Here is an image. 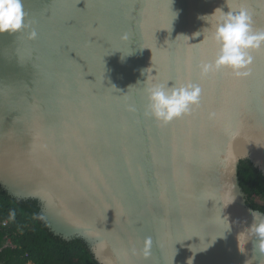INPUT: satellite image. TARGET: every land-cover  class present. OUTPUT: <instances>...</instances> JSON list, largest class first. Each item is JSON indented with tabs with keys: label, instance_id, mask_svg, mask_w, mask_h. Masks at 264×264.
<instances>
[{
	"label": "water",
	"instance_id": "95a60500",
	"mask_svg": "<svg viewBox=\"0 0 264 264\" xmlns=\"http://www.w3.org/2000/svg\"><path fill=\"white\" fill-rule=\"evenodd\" d=\"M23 2L30 26L0 33L2 188L99 264H264L238 173L264 175V49L246 77L200 69L218 52L201 17L243 4L264 29V0ZM163 81L203 89L167 125L145 115Z\"/></svg>",
	"mask_w": 264,
	"mask_h": 264
},
{
	"label": "clouds",
	"instance_id": "9594fccd",
	"mask_svg": "<svg viewBox=\"0 0 264 264\" xmlns=\"http://www.w3.org/2000/svg\"><path fill=\"white\" fill-rule=\"evenodd\" d=\"M229 8L228 12L217 7L210 15L201 17H214L215 25L212 32V39L218 45V52L215 59L202 62L200 65L201 76L206 77L209 73H215L223 68L231 70L234 77H246L251 72V65L254 61L252 53L264 49V29L253 27L252 14L243 4L237 8ZM178 15L175 13V16ZM27 12L23 0H0V33L19 32L30 25L27 22ZM209 22V21H208ZM195 35H200L199 32ZM31 36H36L35 31ZM186 36V35H185ZM132 51L126 55H130ZM147 94V106L145 115L154 118L161 125H167L174 119L191 114L194 108L198 107L201 101L202 89L196 83L176 82L173 86L168 81L153 82L145 88ZM130 111H135L134 106H129ZM253 223L243 234L245 237H256V249L264 256V215L258 211L252 212ZM15 218V211H11L9 219ZM238 235V248L241 247ZM202 251V250H200ZM193 252V250H192ZM198 252V251H196ZM189 257L187 264H193L195 253Z\"/></svg>",
	"mask_w": 264,
	"mask_h": 264
},
{
	"label": "trees",
	"instance_id": "16d2710c",
	"mask_svg": "<svg viewBox=\"0 0 264 264\" xmlns=\"http://www.w3.org/2000/svg\"><path fill=\"white\" fill-rule=\"evenodd\" d=\"M247 202L264 212V175L249 161L239 164ZM15 218L9 219L11 211ZM0 262L2 264H99L81 239L66 240L50 231L37 200H17L0 185Z\"/></svg>",
	"mask_w": 264,
	"mask_h": 264
},
{
	"label": "built area",
	"instance_id": "2783aa9c",
	"mask_svg": "<svg viewBox=\"0 0 264 264\" xmlns=\"http://www.w3.org/2000/svg\"><path fill=\"white\" fill-rule=\"evenodd\" d=\"M7 223H8V221H6V220H4V221H0V225H2V226L7 225Z\"/></svg>",
	"mask_w": 264,
	"mask_h": 264
},
{
	"label": "snow or ice",
	"instance_id": "6c2138e0",
	"mask_svg": "<svg viewBox=\"0 0 264 264\" xmlns=\"http://www.w3.org/2000/svg\"><path fill=\"white\" fill-rule=\"evenodd\" d=\"M202 92H203V89H202Z\"/></svg>",
	"mask_w": 264,
	"mask_h": 264
}]
</instances>
